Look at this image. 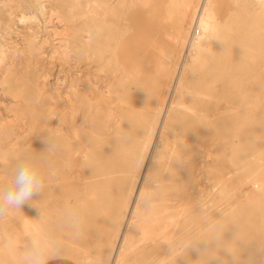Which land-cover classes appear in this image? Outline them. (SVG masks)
<instances>
[{"label": "bare ground", "instance_id": "1", "mask_svg": "<svg viewBox=\"0 0 264 264\" xmlns=\"http://www.w3.org/2000/svg\"><path fill=\"white\" fill-rule=\"evenodd\" d=\"M33 3L45 27L52 26L53 34H62L60 40L69 43L65 54L74 65L93 64L113 76L101 87L83 71L65 90L59 85L49 88L47 75L38 70L47 37L34 29L37 15L26 11L22 0L3 1L9 14L19 11L15 15L28 25L16 31L20 47L7 45L14 17L8 14L10 19L0 28V88L9 97L3 101L7 114L0 112V188L7 186L26 151L39 153L46 174L43 192L33 196L35 205L22 219V233L51 235L57 226L61 238L72 232L61 216L56 222L54 207L61 202L59 188L75 185L83 189L73 194L72 202L83 219L78 233L97 227L106 245L98 251L70 245L64 252L70 259L208 264L201 253L207 247L216 250L211 229L223 224L222 245L237 249L249 264H264V112L248 116L264 96V0H231L225 7L224 0ZM133 9L164 28L166 48L150 44L154 54L149 70L140 61L119 58L120 42L130 29L127 14ZM23 123L24 135L33 137L32 142H19ZM202 124L210 128V151L216 136L228 145L229 172L237 178L231 187L218 180L220 188L209 207L199 205L196 192L187 194L181 184L185 175L198 174L199 150L193 137ZM49 134L59 145L54 153L46 152ZM188 149L191 157L175 176L176 162ZM72 168L74 176L61 178ZM150 174L159 177L161 189L151 209L145 210L141 197ZM247 182L252 187L243 198L237 197V185ZM40 209L47 218L44 223L38 221ZM24 237L22 246L12 250L0 240V256L9 261L19 255ZM188 240L197 245L187 253L179 248L183 256L178 259H164L167 242L179 246ZM217 255L211 264H231L224 250Z\"/></svg>", "mask_w": 264, "mask_h": 264}, {"label": "rangeland", "instance_id": "2", "mask_svg": "<svg viewBox=\"0 0 264 264\" xmlns=\"http://www.w3.org/2000/svg\"><path fill=\"white\" fill-rule=\"evenodd\" d=\"M3 1L5 0H0V3L2 2L0 4V10H1L0 28L2 29L4 27L6 19L8 17H9L8 19H10V16L14 17V18L11 17L14 22L11 31L15 33L10 31L12 33V36L10 39H8L10 43L7 42V45L12 46L15 44L16 47H20L21 40L19 38V35H17L18 32L16 31L20 30L19 29L20 27L22 28L27 26L28 23L19 20V15L18 16L15 15L18 14L19 12V11L16 12L17 10L15 11V14H9V9L7 8V6L3 7L4 5H2ZM17 1L18 0H11V2L13 3ZM230 2L231 0H224V7ZM22 3L26 4L24 5L26 11H31V12L33 11V13L35 12L34 14L37 15V22L35 23L34 29L38 32L40 36L47 37V42L41 48V57L38 64V70L40 73L47 75V82L49 88L53 89L54 87L59 85L63 91L67 88L70 80L76 75H82L83 71L90 72L93 80L97 81V83L101 87L104 85V83L107 80L112 78L113 74L110 72V70L107 71L96 70L93 64L87 68H84V66L81 64L79 66L74 65L73 60L70 57L67 58L65 54L66 51L69 49V47H67L69 43H67V41L65 40H60V38H63V35L62 34L54 35L53 31L55 30L52 29V26L45 27L44 17H42V15L39 13L37 7L33 3V0L30 1L22 0ZM1 14H3V16ZM127 18L130 29L125 33L123 39L120 42L119 58L125 61L126 60L140 61L143 67L146 70H149L152 65L153 60L151 59H153V54H154L152 53L150 44L153 42H158L157 44L159 48L160 47H162L163 49L166 48L165 47L166 42L163 38V33H162L164 31V28L160 25L157 19L147 17L142 11L138 9H133L130 13H128ZM18 21L21 23L19 24ZM59 29L60 27L57 28V30ZM42 32L45 33L43 34ZM60 43L62 44L60 45ZM156 53L157 52H155V54ZM243 85L244 87H248L249 83L245 81ZM3 101L8 102L9 97L0 88V112L3 114H7V112L4 110L3 107V103H5ZM258 103H259L258 109L252 110L248 114L249 117L255 116L257 112H264V96H261L258 99ZM26 124L27 123H23L22 127L18 129V132L21 133V137L19 138L20 143H24V142L28 143L34 140L33 137L24 135ZM209 134H210V128L207 126H203L202 124L200 129H198V131L196 132V135L193 137L195 143H197V148L199 150V155L197 158L198 174L196 177H192L191 174L185 175L183 181H181L182 188L184 189V191L190 195L192 192H196V195L194 196L196 197V202L204 207H209L212 204L213 195L216 194L220 188L221 182H218L219 179H223V181H226L229 184V187L234 186V183H236L235 181L237 179L232 175L231 172H229V166L227 162V155L229 153L228 145L216 136L214 139L215 145L212 148L213 151L212 150L210 151L209 149L212 147V145L210 142L211 139L209 138ZM183 151L185 152V150ZM191 154H192L191 151L188 149V152H185L184 154L180 155L178 161H180L181 164L175 165L173 172L175 176L178 175L179 177L181 175L180 166L182 165V163L189 161V157H191ZM75 174H76V168H72L71 170L67 171L66 175L61 176V178L64 176L72 177ZM72 186L68 188L67 187L64 188L63 186H61L57 191L59 195V200H61V202L57 203V205L54 207V213L56 214V222L58 221L59 216L62 217V212L65 206L72 207L73 205L72 202L74 199L73 194H78L83 192V189L81 187L75 185ZM251 187L252 184L250 182L244 184L239 183L235 191L236 196L243 198L244 194L246 193V190L250 189ZM188 199L191 202H193L191 196H189ZM33 205L34 202L33 203L28 202L21 206V210L20 209L11 210L6 217L0 219V240H8L9 238H14L16 240L15 245L18 247L22 246L21 240L25 236V234L22 233L21 231L22 219L25 216V214L29 211V209L33 207ZM237 218H239V216ZM54 231H58V226L54 229ZM76 234L77 233L70 232L67 235H65L63 238H59L58 240H60L64 244V246L65 245L68 247L70 245L79 246L81 241L75 239L73 240ZM18 250L19 251H17V253H20L21 249ZM17 256L18 254H14L13 256H11L10 257L11 260H9V262L11 263L16 261ZM93 262H94V258L92 257L90 261H87L85 263L81 262V263L94 264Z\"/></svg>", "mask_w": 264, "mask_h": 264}, {"label": "clouds", "instance_id": "3", "mask_svg": "<svg viewBox=\"0 0 264 264\" xmlns=\"http://www.w3.org/2000/svg\"><path fill=\"white\" fill-rule=\"evenodd\" d=\"M47 145L46 152L54 153L58 150L59 145L54 135L49 134ZM176 163L181 164L180 161ZM145 181L148 190L141 197V205L145 210H149L153 206L154 200L160 195L161 184L159 177L155 174H150L145 178ZM45 185L46 174L39 153L26 151L17 159L7 186L0 188V219L6 217L11 210H21L22 205L28 202L33 203V196L42 193ZM46 219L45 213L41 210L38 221L44 223ZM62 219L73 233L80 231L83 219L79 208L65 206ZM223 229V224H218L211 229V240L216 244V250L210 251L207 247L201 255H206L208 264H211L212 260L219 257L217 250H224L231 255V264H249V262L241 259V254L237 249L220 243ZM6 243L10 250L16 247L15 242L11 239L6 240ZM166 245L168 246V254L165 256V260L182 257L179 248L182 247L183 252L187 253L197 243L188 240L179 246L174 242H167ZM64 251V244L50 234L42 231L29 232L24 237V246L16 257V264H48L52 259L61 258Z\"/></svg>", "mask_w": 264, "mask_h": 264}, {"label": "crops", "instance_id": "4", "mask_svg": "<svg viewBox=\"0 0 264 264\" xmlns=\"http://www.w3.org/2000/svg\"><path fill=\"white\" fill-rule=\"evenodd\" d=\"M91 207V206H89ZM63 220V219H62ZM61 232L58 231H52L51 236H53L56 239L61 238L60 237ZM81 241V245L83 246H91L94 250L98 251L102 248H105L106 245V237L103 235L97 227H95L93 230L89 231H82L80 233H77L73 240ZM65 250L68 248V246H64ZM82 264L80 261L70 259L68 256L63 255L61 258L52 259L48 262V264ZM94 264H97V259H94ZM0 264H10L8 260L3 258V256H0Z\"/></svg>", "mask_w": 264, "mask_h": 264}, {"label": "built area", "instance_id": "5", "mask_svg": "<svg viewBox=\"0 0 264 264\" xmlns=\"http://www.w3.org/2000/svg\"><path fill=\"white\" fill-rule=\"evenodd\" d=\"M197 32V31H196Z\"/></svg>", "mask_w": 264, "mask_h": 264}]
</instances>
